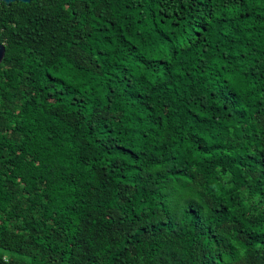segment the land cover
Segmentation results:
<instances>
[{
    "label": "trees",
    "instance_id": "1",
    "mask_svg": "<svg viewBox=\"0 0 264 264\" xmlns=\"http://www.w3.org/2000/svg\"><path fill=\"white\" fill-rule=\"evenodd\" d=\"M0 264H264V0L0 2Z\"/></svg>",
    "mask_w": 264,
    "mask_h": 264
},
{
    "label": "water",
    "instance_id": "2",
    "mask_svg": "<svg viewBox=\"0 0 264 264\" xmlns=\"http://www.w3.org/2000/svg\"><path fill=\"white\" fill-rule=\"evenodd\" d=\"M16 1H18L20 3L28 4L32 0H0L1 3H4L6 5H9V4L14 3ZM4 54H5V47L3 46V44H0V63L2 62V60L4 58Z\"/></svg>",
    "mask_w": 264,
    "mask_h": 264
}]
</instances>
